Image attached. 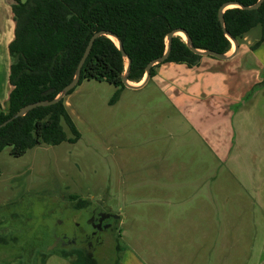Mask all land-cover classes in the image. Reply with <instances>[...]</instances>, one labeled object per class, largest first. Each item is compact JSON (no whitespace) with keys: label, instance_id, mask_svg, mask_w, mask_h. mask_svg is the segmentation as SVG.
<instances>
[{"label":"rangeland","instance_id":"obj_1","mask_svg":"<svg viewBox=\"0 0 264 264\" xmlns=\"http://www.w3.org/2000/svg\"><path fill=\"white\" fill-rule=\"evenodd\" d=\"M257 34L258 27L248 36ZM1 38L4 108L6 61L11 58ZM201 59L191 69L172 66L165 82L151 79L137 90L124 87L114 100L118 88L84 80L64 98L80 135L76 143L37 146L20 157L10 156L9 147L0 152V227L9 230L0 234V264H15L17 245L26 244L25 228L34 221L9 222L3 219L5 213L31 217L29 210L33 215L42 203L58 204L57 193L118 210L126 220L120 227L126 235L119 239L125 252L127 246L146 248L161 264H205L207 257L208 264H264V214L254 208L253 193L241 190L226 165L227 117L232 111L226 113L228 103L233 105V91L227 89L225 75L232 69L227 62ZM247 70L235 73L240 92L252 78ZM217 73L224 76L215 85L212 76ZM202 96L207 97L197 99ZM214 103L219 113H214ZM250 107L254 110L241 120L257 126L264 121V98L255 95ZM112 248L114 259L117 251Z\"/></svg>","mask_w":264,"mask_h":264},{"label":"trees","instance_id":"obj_2","mask_svg":"<svg viewBox=\"0 0 264 264\" xmlns=\"http://www.w3.org/2000/svg\"><path fill=\"white\" fill-rule=\"evenodd\" d=\"M257 0H12L14 37L8 45L9 66L7 103L0 108V124L20 108L38 101H50L67 85L83 55L89 38L107 31L120 41L130 59L128 81L137 83L144 68L165 50L164 38L173 29H183L196 49L226 53L231 44L224 36L217 18L226 2L242 6ZM225 30L237 42L251 29L259 27L260 38L250 49L264 45V0L255 10L231 7L223 12ZM201 56L193 54L179 36L172 37L163 63L151 68L149 81L164 63L196 67ZM125 62L115 42L106 36L93 41L81 67L79 80L104 81L118 88L124 86L121 74ZM264 86L262 81L252 89ZM70 133L66 136L63 125ZM64 103L37 107L23 117L0 127V152L9 147V155L20 157L28 150L79 139Z\"/></svg>","mask_w":264,"mask_h":264},{"label":"crops","instance_id":"obj_3","mask_svg":"<svg viewBox=\"0 0 264 264\" xmlns=\"http://www.w3.org/2000/svg\"><path fill=\"white\" fill-rule=\"evenodd\" d=\"M20 1L23 2L24 0ZM11 5L12 0H0V39L2 40L1 36H4V48L7 52L8 45L14 37V21ZM3 6H5V8ZM249 32L238 41V51L236 55L228 61H223L227 62L229 71L232 69L231 74H226L225 77L227 83H229L227 84V89L233 91V95L229 97V100L233 102V105L230 102L228 103L226 113L227 115L232 111L227 117L228 143L226 147V165L229 169V174L233 176L237 183L239 182L241 190L244 193H253V198L257 203L254 202V199L251 200L254 208L256 207L259 212L264 214V132H261L264 129V121H259L257 126H248L245 124L244 120H241V117L244 118L247 116L248 111L254 110L250 107V104L255 95L258 99L259 97L264 98V86L251 89L254 85L262 81V75H264V45L260 44L256 49L251 50L250 47L260 38V29L259 35L257 34L249 37ZM248 58L252 59L251 63L244 62ZM201 61L203 60L201 59L200 62ZM9 63H11V59H9L8 62L6 61V65L10 66ZM172 66H175L176 69L186 67L183 64L164 63L158 67L159 69L158 71L156 70V74L152 80L157 83L158 81L165 82ZM219 67L223 68V66ZM233 68H235L234 72ZM246 68L248 69L247 72L249 73V76L252 78L247 87L240 92L237 90L238 84L235 83V73L236 71H243ZM249 70H251V73ZM223 76V74L218 73L215 76H212L214 84L216 85L217 81L221 80ZM229 80L232 81L230 82ZM9 91L10 86L6 83V91L4 94L7 93L8 95ZM214 93L217 95L215 98L219 100L221 98L220 93L217 90L214 91ZM203 97L205 98L207 96H202L197 99L200 100V98ZM213 106L216 108L214 113H219V104L214 103ZM216 147H214L215 150ZM200 186L202 185H199V188ZM210 197V192H207L206 199H208V201L211 200ZM210 202L212 203V200ZM214 204L215 203H213V205ZM214 207H216V204ZM125 221L126 220L123 218L122 226H124ZM215 221L218 224L217 216H215ZM131 234L132 233L130 232V235ZM197 243L201 245L199 241ZM147 251L146 248L134 249L132 246L131 248L127 246V251L121 258V264H161L158 263L159 260L157 258L149 255ZM198 255L196 253L197 260ZM173 261L175 262V259H173ZM208 263H210V258L207 257L205 259V264Z\"/></svg>","mask_w":264,"mask_h":264},{"label":"flooded vegetation","instance_id":"obj_4","mask_svg":"<svg viewBox=\"0 0 264 264\" xmlns=\"http://www.w3.org/2000/svg\"><path fill=\"white\" fill-rule=\"evenodd\" d=\"M56 198L58 204L42 203L33 215L29 210L31 217L27 213L13 214L15 217L5 213L4 220L20 221L23 225L34 218L33 224L25 228L26 244L17 245L14 263L110 264L114 247L117 255L111 264H121L126 249L119 246V239L126 231L120 232L123 218L119 211L106 210L97 202L82 201L73 194L57 193ZM1 229L0 234L9 233Z\"/></svg>","mask_w":264,"mask_h":264},{"label":"water","instance_id":"obj_5","mask_svg":"<svg viewBox=\"0 0 264 264\" xmlns=\"http://www.w3.org/2000/svg\"><path fill=\"white\" fill-rule=\"evenodd\" d=\"M262 1L263 0H257L253 5H250V6H242L236 2H226L219 7L218 12H217V18H218V22L220 24V28H221L224 36L229 40L230 44L232 45L231 50L226 52V53L220 54V53H216V52L211 51V50L196 49L192 45L190 38L188 37L187 33L183 29L171 30L169 33L166 34V36L164 38L165 50H164L163 54L160 57L155 58V59L151 60L149 63H147V65L144 68V74H143L142 79L135 84H132L127 79L129 69H130V59L124 53L122 45H121L120 41L118 40V38L115 35L107 32V31L101 30V31L95 32L94 34H92V36L88 40V43H87L86 48L83 52V55L80 58L77 66L75 68V71H74V74H73L71 81L67 85H65L56 94L55 97L50 101L43 100V101H38L35 103L25 105L24 107L20 108L12 117L8 118L6 121L1 123L0 127L5 126L7 123L12 121L13 119L23 117L27 112H29L30 110H32L34 108L49 106V105H52V104L58 102L59 100L65 98L66 94L76 86V84L79 80L81 67H82V65H83V63H84V61H85V59H86V57H87V55L91 49L93 41L100 36H106L109 39H111L113 42H115V45H116L117 49L119 50V52H120V54H121V56L125 62L124 70H123V73L121 74V82L125 88L131 89V90L140 89L148 83L149 78H150L151 68L164 62V60L167 58L169 50H170V44H171L172 37L178 36L179 33H181L184 36V39H182V38L181 39L185 43L186 47L193 54L199 55L201 57H210V58H213V59H216L219 61H228L236 55V53L238 51V42L234 38H232L230 36V34L225 30L224 20H223V12L226 9H229L231 7H238V8H242L245 10H255L260 6Z\"/></svg>","mask_w":264,"mask_h":264},{"label":"bare ground","instance_id":"obj_6","mask_svg":"<svg viewBox=\"0 0 264 264\" xmlns=\"http://www.w3.org/2000/svg\"><path fill=\"white\" fill-rule=\"evenodd\" d=\"M178 36H179L180 38L184 39V36H183L181 33H179Z\"/></svg>","mask_w":264,"mask_h":264}]
</instances>
